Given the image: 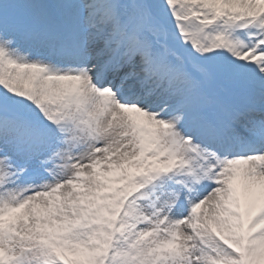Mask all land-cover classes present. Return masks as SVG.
Instances as JSON below:
<instances>
[{
	"label": "snow or ice",
	"instance_id": "snow-or-ice-1",
	"mask_svg": "<svg viewBox=\"0 0 264 264\" xmlns=\"http://www.w3.org/2000/svg\"><path fill=\"white\" fill-rule=\"evenodd\" d=\"M0 264H264V0H0Z\"/></svg>",
	"mask_w": 264,
	"mask_h": 264
}]
</instances>
